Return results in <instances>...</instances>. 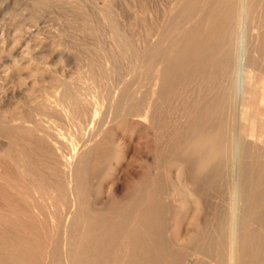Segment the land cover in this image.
Instances as JSON below:
<instances>
[{
  "label": "bare ground",
  "instance_id": "obj_1",
  "mask_svg": "<svg viewBox=\"0 0 264 264\" xmlns=\"http://www.w3.org/2000/svg\"><path fill=\"white\" fill-rule=\"evenodd\" d=\"M92 2L70 22L96 43L0 120V264H264V0ZM148 131L152 163L99 206Z\"/></svg>",
  "mask_w": 264,
  "mask_h": 264
},
{
  "label": "rangeland",
  "instance_id": "obj_2",
  "mask_svg": "<svg viewBox=\"0 0 264 264\" xmlns=\"http://www.w3.org/2000/svg\"><path fill=\"white\" fill-rule=\"evenodd\" d=\"M149 1L158 5L168 0ZM55 3V6L38 15L42 26L36 34L37 37L28 40L29 56L25 59L33 57L36 62L33 60L29 69L16 72L13 65L24 59V55L14 50L15 37L21 29L33 26L32 17L37 13V8L34 5L35 0H0V39H3V43L0 42V120L4 119V115L9 111L33 103L30 99V94L34 92L32 86L35 84V78L45 75L41 74L42 72L68 74L73 71L78 62L73 48L75 45L93 46L96 43L90 34L79 30L77 21L74 24L70 22L72 11L69 8L74 5L89 9L92 7V0H66ZM41 60L45 65L37 64V61ZM20 75L23 81L19 80ZM140 134L142 137L138 134L125 136L120 156L113 162V173L103 185V197L99 206H103L105 202L109 203L112 199L130 195L144 165L152 163L154 153L147 142V137L152 136V133L148 131ZM5 143L6 139L0 135V147Z\"/></svg>",
  "mask_w": 264,
  "mask_h": 264
}]
</instances>
